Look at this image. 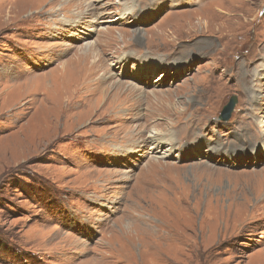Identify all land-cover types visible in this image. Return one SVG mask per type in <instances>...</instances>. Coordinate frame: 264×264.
I'll use <instances>...</instances> for the list:
<instances>
[{"label":"rangeland","instance_id":"1","mask_svg":"<svg viewBox=\"0 0 264 264\" xmlns=\"http://www.w3.org/2000/svg\"><path fill=\"white\" fill-rule=\"evenodd\" d=\"M262 74L264 0H0V264H264Z\"/></svg>","mask_w":264,"mask_h":264},{"label":"bare ground","instance_id":"2","mask_svg":"<svg viewBox=\"0 0 264 264\" xmlns=\"http://www.w3.org/2000/svg\"><path fill=\"white\" fill-rule=\"evenodd\" d=\"M70 13H72V12H70ZM100 16V18H104V16H106L107 14H99ZM65 17V18H64ZM62 18H64V19H66L65 21H66V23H70L71 21H73V18H71V17H68L67 18V16H62ZM78 19L79 18H77L76 17V19L74 20V22H71V23H73V24H76L77 22H78ZM57 21H61V19H59V20H57ZM61 22H63V23H65L64 21H61ZM113 58H115V57H112V58H110V57H107V59L109 60V62H113V64L116 62V60L115 59H113ZM121 61H125L123 58H121ZM141 61V60H140ZM163 62H165V61H163ZM162 62V63H163ZM183 62V61H182ZM119 63V62H118ZM140 66H143L142 64H140V65H137L136 67H140ZM135 67V68H136ZM168 67V66H167ZM174 69H172V70H175V69H180V72L182 73L183 72V68H186V67H184V66H182V67H173ZM169 69V68H168ZM175 72V71H174ZM262 76L264 77V75L262 74ZM25 89V88H24ZM155 94V93H154ZM145 96H146V94H145ZM158 97V96H161V95H159V93L158 94H155V97ZM43 109V108H42ZM39 111V110H38ZM43 111V114L44 113H46V115H50V113H51V111H49L48 113L46 112V110L44 109V110H42ZM42 113V112H41ZM36 122V121H35ZM33 124H35V123H33ZM32 125V124H31ZM33 133H35L36 134V137L39 135V136H41V133H42V124L38 127V126H36L35 127V129H34V132ZM143 133V132H142ZM155 137H157V134H154V135H148L147 137H144L143 139V141L142 142H144V141H146L148 138H155ZM138 139V138H137ZM140 140V139H139ZM168 140H169V138H167V141H166V143L168 142ZM171 141V140H170ZM161 143H159V145H160ZM197 144H199L200 145V143H199V141H198V143ZM168 145H170V147H168V149H166V150H171L172 148H171V146H172V144L169 142V144ZM142 146V145H141ZM196 147V151L197 152H200L199 150H198V146L196 145L195 146ZM222 148L224 149V146H220L217 150H222ZM216 150V151H217ZM219 151H217V153H218ZM187 153H188V151H187ZM183 156L185 157L186 156V154H185V152L183 153ZM152 161H151V163L150 164H161V163H159V161L158 160H154V159H151ZM100 224H101V222H100ZM109 226H110V224H105V227H108L109 228ZM93 228V225H90V226H88V229H92Z\"/></svg>","mask_w":264,"mask_h":264},{"label":"water","instance_id":"3","mask_svg":"<svg viewBox=\"0 0 264 264\" xmlns=\"http://www.w3.org/2000/svg\"><path fill=\"white\" fill-rule=\"evenodd\" d=\"M234 104H235V98H232L230 100V102L222 110V119L226 120V119L229 118L230 113H231V111L233 109Z\"/></svg>","mask_w":264,"mask_h":264}]
</instances>
